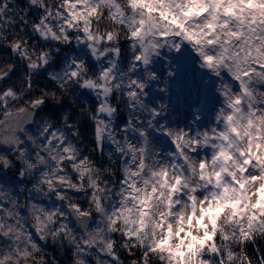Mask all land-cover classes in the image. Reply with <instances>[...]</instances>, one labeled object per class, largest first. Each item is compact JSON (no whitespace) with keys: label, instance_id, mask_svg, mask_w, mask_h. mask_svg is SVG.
Masks as SVG:
<instances>
[{"label":"clouds","instance_id":"clouds-1","mask_svg":"<svg viewBox=\"0 0 264 264\" xmlns=\"http://www.w3.org/2000/svg\"><path fill=\"white\" fill-rule=\"evenodd\" d=\"M0 264H264V0H0Z\"/></svg>","mask_w":264,"mask_h":264}]
</instances>
